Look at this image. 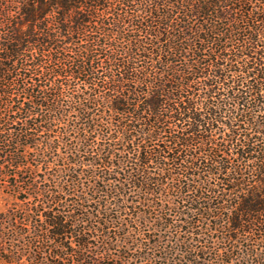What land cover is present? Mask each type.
I'll list each match as a JSON object with an SVG mask.
<instances>
[{
	"label": "trees",
	"instance_id": "16d2710c",
	"mask_svg": "<svg viewBox=\"0 0 264 264\" xmlns=\"http://www.w3.org/2000/svg\"><path fill=\"white\" fill-rule=\"evenodd\" d=\"M0 264H264V0H0Z\"/></svg>",
	"mask_w": 264,
	"mask_h": 264
},
{
	"label": "rangeland",
	"instance_id": "374dc122",
	"mask_svg": "<svg viewBox=\"0 0 264 264\" xmlns=\"http://www.w3.org/2000/svg\"><path fill=\"white\" fill-rule=\"evenodd\" d=\"M5 204V197L4 195L0 192V209L3 207Z\"/></svg>",
	"mask_w": 264,
	"mask_h": 264
}]
</instances>
